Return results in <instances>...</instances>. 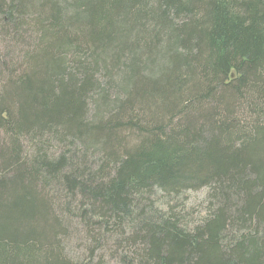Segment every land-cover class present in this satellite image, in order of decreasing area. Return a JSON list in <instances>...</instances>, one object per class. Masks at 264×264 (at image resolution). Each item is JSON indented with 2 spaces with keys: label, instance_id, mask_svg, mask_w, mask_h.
I'll return each mask as SVG.
<instances>
[{
  "label": "trees",
  "instance_id": "1",
  "mask_svg": "<svg viewBox=\"0 0 264 264\" xmlns=\"http://www.w3.org/2000/svg\"><path fill=\"white\" fill-rule=\"evenodd\" d=\"M0 45V264H264V0H0Z\"/></svg>",
  "mask_w": 264,
  "mask_h": 264
},
{
  "label": "rangeland",
  "instance_id": "2",
  "mask_svg": "<svg viewBox=\"0 0 264 264\" xmlns=\"http://www.w3.org/2000/svg\"><path fill=\"white\" fill-rule=\"evenodd\" d=\"M5 46L0 45V56L5 55L7 49ZM1 74V69H0ZM208 189L205 187L188 190L179 195L176 199L171 200L166 194L161 191H156V199L159 207L168 210L172 207L174 212L180 216L185 223L194 224L201 220L207 212V197ZM74 244L73 246H75Z\"/></svg>",
  "mask_w": 264,
  "mask_h": 264
}]
</instances>
